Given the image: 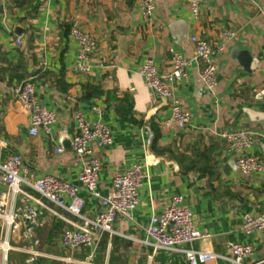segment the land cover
Instances as JSON below:
<instances>
[{"label":"crops","instance_id":"1","mask_svg":"<svg viewBox=\"0 0 264 264\" xmlns=\"http://www.w3.org/2000/svg\"><path fill=\"white\" fill-rule=\"evenodd\" d=\"M73 28L96 41L88 73L73 70L80 52ZM227 31L231 39L223 38ZM191 36L224 47L213 60V91L200 81ZM174 54L189 61L186 80L174 86L190 114L184 130L169 122L168 102L148 90L139 74L147 59L159 73L168 72ZM27 79L38 103L56 115L48 133L29 135V115L14 97L13 88ZM76 111L87 122L104 124L113 136L109 148L92 145L103 196L114 178L134 165L145 172L131 220H116L114 233L103 236L90 264H183L179 251L153 252L146 234L151 217L168 209L175 196L193 214L194 229L211 236L192 247L221 256L207 264H232L229 243L254 248L243 264H264V231H242L245 214L264 213V174L242 176L221 136L250 134L247 153L264 163V0H203L198 19L191 17L187 0H155L150 21L141 16L136 0H0V162L18 156L24 179L51 175L77 184L81 163L71 145ZM30 193L69 222L81 223ZM79 195L85 200L83 216L94 218L99 202L82 189ZM27 204L39 209L17 198V206ZM41 219L43 226L34 232L38 244L14 236L8 264H89L87 250L70 253L60 244L71 224L48 211ZM32 251L39 256L27 263Z\"/></svg>","mask_w":264,"mask_h":264},{"label":"built area","instance_id":"2","mask_svg":"<svg viewBox=\"0 0 264 264\" xmlns=\"http://www.w3.org/2000/svg\"><path fill=\"white\" fill-rule=\"evenodd\" d=\"M139 12L145 21H150L155 11V0H136ZM203 0H187V5L192 18L198 19L201 15ZM71 36L77 41L80 52L75 71L88 73V63L91 54L96 50V41L90 35L78 28L70 30ZM233 33H223L224 39H231ZM189 43L193 46V61L200 64L199 78L208 91H213L217 86L216 67L214 57L224 51L223 46H212L207 40L191 36ZM16 44L20 46L19 38ZM189 61L180 54H174L168 72L159 73L151 59H147L140 69L145 87L159 98L168 102L171 109L170 121L177 129L184 130L190 124V114L183 110L179 100L174 94V86L186 80V68ZM13 94L22 109L29 115V135L36 136L39 131L48 133L50 126L56 122V115L42 107L36 98L34 84L27 79L13 88ZM74 119L77 131L72 139V152L81 163L77 184L64 182L54 176L45 175L35 181L24 179L20 172L25 171L18 156H12L0 162V186H5L6 191L0 192V264H8L9 253L14 249L11 240L20 236L23 240L38 244L34 237L36 229L43 226L42 216L44 211L50 212L54 217L62 219L73 226V229L63 231L60 244L70 253L78 250H87V262H92L95 251L105 234H112L116 220L124 218L131 220V215L138 205L139 190L145 179L142 166L134 165L122 175H118L112 182L111 191L103 196L98 189V173L100 163L94 155L92 145L99 148H109L113 145L111 131L101 122H87L83 115L76 111ZM226 150L235 155V164L244 177L255 174H264L263 160L257 155L247 153L253 144L250 134L246 132L223 133ZM1 147V141H0ZM55 153L61 154L63 150L56 148ZM96 199L101 209L94 218L83 216L85 200L79 195L80 190ZM35 192L42 199L53 206L65 210L81 220L74 224L66 220L56 211L45 205L40 199L34 197L30 191ZM17 198L33 202L39 209L27 204L17 206ZM182 197L175 196L171 204L160 215L152 216L146 234L150 240L149 246L153 252L159 250H173L184 254L183 264H207L220 259L221 256L197 250L192 246L195 243L209 242L211 236L194 229L193 214L182 204ZM242 231L246 235L264 231V213L259 215L245 214L242 217ZM19 234V235H16ZM232 254L229 261L232 264H243L249 258L254 248L250 245L229 243ZM39 256L36 251L29 252L27 263H32ZM66 261V260H65ZM68 261V259H67Z\"/></svg>","mask_w":264,"mask_h":264}]
</instances>
